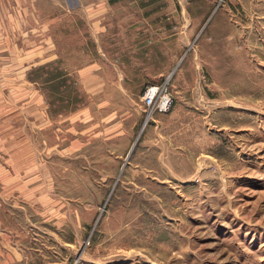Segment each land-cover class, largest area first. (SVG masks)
<instances>
[{
    "label": "rangeland",
    "instance_id": "374dc122",
    "mask_svg": "<svg viewBox=\"0 0 264 264\" xmlns=\"http://www.w3.org/2000/svg\"><path fill=\"white\" fill-rule=\"evenodd\" d=\"M169 1L145 11L181 54L184 165L140 144L151 119L108 68L85 89L84 29L54 31L60 59L0 131L3 264H264V0Z\"/></svg>",
    "mask_w": 264,
    "mask_h": 264
},
{
    "label": "crops",
    "instance_id": "0c3cea01",
    "mask_svg": "<svg viewBox=\"0 0 264 264\" xmlns=\"http://www.w3.org/2000/svg\"><path fill=\"white\" fill-rule=\"evenodd\" d=\"M161 4L160 0H0V131L11 124L9 113L24 116L28 106L18 103L24 84L40 94L39 82L28 77V71L60 59L54 31L84 29L76 43L92 45L91 70L80 71L87 91H104L109 72L112 90L143 106L144 87L169 79L173 105L166 113L153 114L142 129L145 139L140 144L147 152L155 148L158 166L184 165L177 69L181 54L176 51L175 32L165 30L156 11H145ZM142 106L137 109L140 117ZM34 108L38 111L39 106Z\"/></svg>",
    "mask_w": 264,
    "mask_h": 264
},
{
    "label": "built area",
    "instance_id": "2783aa9c",
    "mask_svg": "<svg viewBox=\"0 0 264 264\" xmlns=\"http://www.w3.org/2000/svg\"><path fill=\"white\" fill-rule=\"evenodd\" d=\"M141 100L146 119H151L154 113H166L171 109L174 101L169 91L168 81L147 84L141 93Z\"/></svg>",
    "mask_w": 264,
    "mask_h": 264
}]
</instances>
